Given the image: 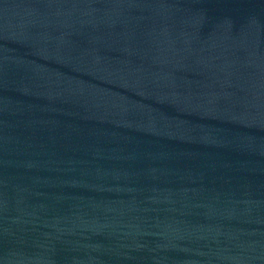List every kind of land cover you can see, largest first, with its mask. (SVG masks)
Returning a JSON list of instances; mask_svg holds the SVG:
<instances>
[{
    "label": "water",
    "instance_id": "water-1",
    "mask_svg": "<svg viewBox=\"0 0 264 264\" xmlns=\"http://www.w3.org/2000/svg\"><path fill=\"white\" fill-rule=\"evenodd\" d=\"M0 264H264V0H0Z\"/></svg>",
    "mask_w": 264,
    "mask_h": 264
}]
</instances>
